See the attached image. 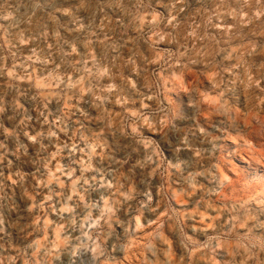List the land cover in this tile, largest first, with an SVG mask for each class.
Returning <instances> with one entry per match:
<instances>
[{
	"label": "clouds",
	"instance_id": "9594fccd",
	"mask_svg": "<svg viewBox=\"0 0 264 264\" xmlns=\"http://www.w3.org/2000/svg\"><path fill=\"white\" fill-rule=\"evenodd\" d=\"M0 264H264V0H0Z\"/></svg>",
	"mask_w": 264,
	"mask_h": 264
}]
</instances>
